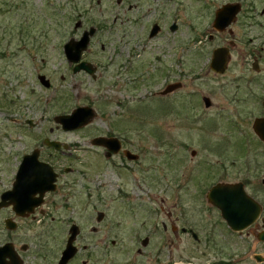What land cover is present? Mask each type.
Instances as JSON below:
<instances>
[{
  "label": "rangeland",
  "instance_id": "1",
  "mask_svg": "<svg viewBox=\"0 0 264 264\" xmlns=\"http://www.w3.org/2000/svg\"><path fill=\"white\" fill-rule=\"evenodd\" d=\"M116 1L0 0V193L12 187L16 165L36 148L42 152L41 160L62 174L59 191L48 195L38 208L43 213L22 218L13 217L8 210L0 212V246L13 242L24 264H58L70 227L77 224L80 259L74 264H82V260L88 264H218L231 258L227 254L236 239L222 228L204 197L196 195V188L207 187L198 185L204 181V168L199 167L207 159H219L205 145L213 137L212 124L230 128V112L236 104L229 96L234 91L229 83L252 75V62L243 65L240 51L248 49L251 40L255 44L249 49L264 46V21L255 20L264 9V0H148L149 4L132 0L122 5ZM140 1L146 2L138 5ZM233 2L243 5L231 28L235 36H216L212 26L215 13ZM132 4H137L133 12L127 10ZM149 5L164 11L165 20L157 19L164 22L167 38L164 45L140 50L142 55L133 63L125 55L130 48L140 49L134 38L139 40L142 30L131 21L137 12L143 16ZM174 22L179 26L176 34L169 31ZM90 27L98 31L84 57L103 66L104 76L98 81L81 72L74 74L63 48ZM174 36L180 42L176 41V48L170 42ZM230 40L237 48L228 71L215 75L209 66L212 50L227 47ZM188 46L198 53L182 57ZM115 48L125 54L127 62L124 57L118 61L123 67L132 63L134 72L141 61L144 81L133 88L115 84L118 79L109 67L114 64ZM42 76L50 82L48 88L40 82ZM177 81L183 85L180 93L162 95L167 84ZM203 97L212 100L211 111L205 108ZM84 106L97 113L84 130L64 132L54 122L56 116ZM27 120L35 126L30 127ZM253 120L245 112L242 128L250 129ZM113 124L118 131L132 129L131 150L143 155L141 162L114 166L92 147L91 141ZM142 129L149 133L141 135ZM45 139L73 147L60 153L47 147ZM66 168L73 171L66 173ZM98 212L105 213V222L99 225ZM9 217L18 225L14 231L2 224ZM174 226L177 232L192 229L203 241L216 238L225 254L217 255L214 250L206 257L200 250L193 254L191 236L176 237ZM146 238L149 242L144 245ZM161 241L165 243L163 260L157 254ZM23 245H28L27 251L20 250ZM263 252L260 248L262 256Z\"/></svg>",
  "mask_w": 264,
  "mask_h": 264
},
{
  "label": "flooded vegetation",
  "instance_id": "2",
  "mask_svg": "<svg viewBox=\"0 0 264 264\" xmlns=\"http://www.w3.org/2000/svg\"><path fill=\"white\" fill-rule=\"evenodd\" d=\"M132 0H117L116 4L122 5L124 3H132ZM147 4L150 2L148 0ZM146 1H140L138 5H142ZM157 2V0H153ZM100 2L97 3V6L100 7L102 6L99 4ZM152 3V2H151ZM234 3H240V2H233V3H227V4H234ZM224 4L223 6H225ZM242 5V3H241ZM137 7L136 5H128L129 11L133 12L135 8ZM142 7V6H141ZM161 9V8H159ZM158 8H152L151 5H149V9L143 12V16L141 14H138V12L135 14L136 17H133V20L131 21L132 25L139 26L141 32V38L137 40L135 37V41L139 46V50L135 51L134 49H128V54H124L128 58L131 57V61L133 63L135 62V59L138 56H141L142 53L139 55L138 52H145L147 48L150 46H157L158 44L164 45V42L166 41V36H165V25L164 22L159 21L158 19L165 20L164 19V11H158ZM220 9V8H219ZM242 10H243V5H242ZM217 12V11H216ZM216 15V13H215ZM241 15V14H240ZM238 15V17H240ZM236 22L238 21V18ZM136 18V20H134ZM158 18V19H157ZM129 19V18H128ZM147 19V20H145ZM155 19V20H153ZM255 20H263L264 21V9L260 12V16L258 18L255 17ZM136 21V22H135ZM235 22V23H236ZM256 22V21H252ZM214 23V21H213ZM234 23V24H235ZM176 24L177 30L172 31V26ZM213 26V25H212ZM233 25H231L229 28H226L225 31L218 32L216 31V36L218 35H230V36H235L234 30L231 29ZM91 28V27H90ZM89 28V29H90ZM96 28V27H95ZM100 27L99 29H101ZM179 29V26L176 22H174L170 27L169 31L176 34ZM87 29H84L83 32H85ZM98 31V29H96ZM214 30V27H213ZM96 31V33H97ZM82 32V33H83ZM96 35V34H95ZM94 36V35H93ZM95 37V36H94ZM93 37V38H94ZM93 38L91 40L90 45H92ZM210 39H213V36L210 35ZM261 40V39H260ZM169 41V39H167ZM177 37L174 36L173 38L170 39L171 44L173 45L174 48H176V43H180L179 40L177 41ZM253 40L249 41L246 50H241L240 51V56L242 60L243 65L245 64L246 61H251L252 62V75L248 77V79H240L239 81H233L229 83L230 88L234 89V93L232 92L231 99L236 106L231 109V122L230 128H220V124L214 123L210 127L212 131V139L211 142L206 146L207 152L210 153H215L216 156H218V160L214 161L212 159H207L205 161L204 166H201L199 168H204V171L201 172L203 174V182L199 183L198 185L201 184H206L207 187L203 190V188H196V195L200 197H204L206 203L209 205V207L217 214L219 219L222 221L223 225L222 228L231 236L233 239H236V241L232 244L233 248L231 252H228V257L230 256L231 258H227L218 264H245L246 261H250L251 264H264V256L261 255L260 253V248L264 249V241L261 240V235L264 233V138L261 137L257 131L255 130L254 126L257 120H264V46H260L258 49L257 48H250L252 44H255L252 42ZM187 45V44H186ZM180 45H178V51H180ZM91 46H89V49L86 51L88 52L90 50ZM220 48H226L229 50V56H228V66L223 74H218V72H213L215 75L218 74L224 75L226 71H228L230 62L232 61L233 53L236 52L237 48V43L235 41L230 40L229 45L226 46H221L219 48H216L212 50V56L210 60V64L212 63L213 56L215 53V50H218ZM144 50V51H143ZM177 50H174V53L178 52ZM113 51V55L111 57V60H113L114 64L110 65L109 67H112L113 74H116L115 78L118 80L115 82V84H120L124 83V86H132L137 85L140 83V81H144V76L141 73L142 65H140L141 61L138 60V67L135 66L134 72H133V66L132 63H130V67L127 66L126 64L124 67L121 65V63H118L119 59H122L125 56L121 52V49L115 48ZM135 51V52H134ZM183 55L182 57H191V55L196 54L197 51L192 50L189 46L185 47V50H183ZM251 52L253 54H251ZM65 53V49H64ZM198 53V52H197ZM131 54V55H129ZM247 54H250V58H246ZM85 55V54H84ZM84 55L82 56V62H89L88 60L85 59ZM136 57V58H135ZM178 61L176 63L179 64L181 61V56L179 53L178 56ZM135 58V59H134ZM160 59V58H159ZM129 60V61H130ZM161 60V59H160ZM127 62V59L124 60V62ZM94 65V64H93ZM174 65V64H173ZM73 67V72H74V67L76 65H72ZM92 70H94L93 74L87 73L85 71H81V74H84L85 76L91 78L93 81H98L99 78H103V72H102V67L103 66H92ZM173 67V66H172ZM129 73L131 75L125 76L126 73ZM211 70V69H210ZM171 72V71H169ZM212 72V70H211ZM76 74V73H74ZM180 81H177L176 84L169 83L167 84L166 89L162 92V95H165L167 88L178 85L179 87L176 88L174 91H172L174 96L177 93H180L182 89V84H180ZM114 84V85H115ZM123 86V87H124ZM135 87V86H134ZM228 86H223V88H227ZM170 92V93H172ZM167 93V94H170ZM205 99H208V102L206 103ZM203 104L205 105V108L209 111L213 108L214 104L212 103V100L209 97H203L202 98ZM245 112L249 113L253 120V124L250 129H244L242 128V120L244 118ZM211 115V114H210ZM220 117V114H219ZM212 120H216L212 117H209ZM30 120H27V124ZM29 125V124H28ZM87 128V127H86ZM117 127L113 124L111 129L107 130L105 133H100L98 134L97 137L95 138H104V139H110L111 143L109 145V148H106L105 146H95L94 149L95 151L102 152L105 160L109 162V164H113L116 166L118 163L123 164L124 166L130 164V163H137L141 162V159L143 155L139 152H134L131 150L133 148V139L132 136H129L131 134L130 131L132 129H125L124 131H118L116 129ZM209 129V130H210ZM84 130V129H82ZM80 131V130H78ZM140 134L144 135V133L148 134L149 130H140ZM48 140V139H46ZM45 140V141H46ZM59 142V141H58ZM92 142V141H91ZM67 144L62 143V147H65ZM70 150V147L73 146H67ZM93 147V146H92ZM39 150V148L34 149ZM32 151V152H33ZM57 151V150H55ZM62 151L60 153H63V150H58ZM68 151V150H67ZM41 150H40V156L41 155ZM30 154V153H29ZM32 154V153H31ZM55 154V153H53ZM0 155H1V149H0ZM26 156V154L23 156V158ZM52 156V155H51ZM1 157V156H0ZM58 157V156H57ZM19 161V163L16 165V170H15V176L14 177V182L12 184V187L6 191H2L0 193V212H3L5 210H8L12 213V216H16V213L14 211V206L10 205L8 207L5 206L6 203H9V201H4V195L10 191L13 190V186L16 182V179L19 174L20 170V165H22V161ZM135 160H134V159ZM1 164V160H0ZM118 166V165H117ZM69 168L65 169L66 173H71L68 170ZM58 174V183L61 181L62 174H59V171H56ZM205 176V177H204ZM59 191V185L58 189L55 193ZM55 193H47L45 195V200L48 197V195L54 194ZM212 198H220L223 196V198H230L233 200H237L240 198H244L245 196L248 197L252 202H253V209L252 211L257 212L259 209V215L257 218L250 224L246 229L242 231H235L231 229L229 226L228 222L223 218L222 216V211L218 209L216 206L210 203V197ZM41 212L43 213V210H38V208L35 210L36 212ZM32 214L31 216L35 215ZM102 213L104 214V217L102 220L98 219V214ZM96 220L98 225L101 224L105 220V213L104 212H98ZM254 216V215H253ZM34 217V216H33ZM180 220V218H179ZM12 221V223L16 224V227L18 226L17 223L13 220V218H6L5 220L2 219V224L5 225L6 230L9 229L7 222ZM105 222V221H104ZM73 225V224H72ZM71 225V226H72ZM10 231V230H9ZM96 228L94 229V232H96ZM178 228L177 226L173 227V232H175L176 237L179 236V234H186L191 236L193 239V243L195 244V250L193 251V254L197 255V252H201L204 257L210 255V250H214L217 255H224V249L222 245H218L219 241L216 240V238L213 237H206L205 241H203L196 233L192 232V229H185L183 228L180 232H177ZM78 239V237H77ZM148 239V238H147ZM144 242V240H143ZM149 242V241H148ZM172 242V241H171ZM171 242H167L168 244H172ZM77 240L75 241L74 245L76 247V254L72 259L67 263V264H74L77 260L80 258V249L77 246ZM7 244H12L14 251H16L18 258L20 259L19 261L24 264V261L22 260L19 250H17L15 244L13 242H7L4 243L3 245L0 246V248L5 247ZM116 244V242H113V245ZM164 241H161L160 245V251L157 253L159 254V258L163 260L164 254L162 252L163 247H164ZM175 244V242H174ZM202 245L203 246V249ZM66 247H68V240L66 243ZM66 247H64V251L61 254V258H59V262L61 261L64 252L66 250ZM180 247V246H178ZM28 245H23L21 247V251H27ZM230 249V248H228ZM228 249H226L228 251ZM264 254V252H263ZM8 263H10L9 259L6 260ZM58 262V264H59ZM82 264H88L87 261L82 260ZM176 264H196L195 263H183V262H177Z\"/></svg>",
  "mask_w": 264,
  "mask_h": 264
},
{
  "label": "water",
  "instance_id": "3",
  "mask_svg": "<svg viewBox=\"0 0 264 264\" xmlns=\"http://www.w3.org/2000/svg\"><path fill=\"white\" fill-rule=\"evenodd\" d=\"M242 11V5L240 3L226 4L217 10L215 20L213 23L214 30L218 32L225 31L233 23L236 22L238 15ZM172 31L177 30L176 24L172 26ZM96 29L91 28L89 31L84 32L80 40H70L65 47V54L68 61L71 64H77L74 67V72L86 71L90 74L94 73L92 70V64L87 62H81L83 53L88 49L91 38L95 35ZM229 50L226 48H220L215 50L213 60L211 63V69L218 74H223L228 66ZM45 87H49L50 83L44 76L39 79ZM178 85L167 88V93L174 91L178 88ZM206 103L208 99H205ZM96 118V112L91 107H79L74 109L70 115L58 116L55 118V122L60 124L62 128L67 131H74L82 129L88 126ZM33 121L28 123L33 127ZM261 137L264 138V120H257L254 126ZM111 143L110 139L96 138L92 141V145L105 146L109 148ZM45 144L48 147L55 148L57 150L62 149V144L57 141L46 140ZM68 150V147H64ZM134 159V158H133ZM135 160V159H134ZM14 188L12 191L4 195V201H9L5 206L13 205L14 211L17 216L27 217L35 213V210L44 204V198L47 193L55 192L57 190L58 174L53 170V167L40 160V150H35L32 154L26 155L23 158L22 165ZM210 203L216 206L222 211L223 218L228 222L231 229L235 231H242L248 227L259 215V209L257 212L252 211L253 202L248 198H240L233 200L230 198H212L210 197ZM98 219L102 220L104 214L99 213ZM254 215V216H253ZM10 230L16 228V224L12 221L7 222ZM70 236L68 239V247L64 252V255L59 264H67L72 257L76 254V247L74 245L77 240V236L80 234V228L77 225H73L70 228ZM261 240L264 241V233L261 235ZM148 239L144 240V245H147ZM10 261L8 263L6 260ZM16 251H14L12 244H7L5 247L0 248V264H22Z\"/></svg>",
  "mask_w": 264,
  "mask_h": 264
}]
</instances>
